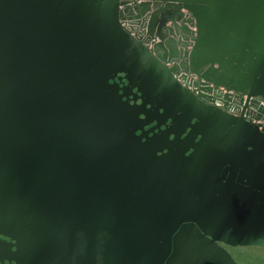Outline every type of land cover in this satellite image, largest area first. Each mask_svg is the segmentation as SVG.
Here are the masks:
<instances>
[{
    "label": "water",
    "instance_id": "water-1",
    "mask_svg": "<svg viewBox=\"0 0 264 264\" xmlns=\"http://www.w3.org/2000/svg\"><path fill=\"white\" fill-rule=\"evenodd\" d=\"M191 23L182 65L264 98V0H0V264H264V132L157 49Z\"/></svg>",
    "mask_w": 264,
    "mask_h": 264
},
{
    "label": "built area",
    "instance_id": "built-area-1",
    "mask_svg": "<svg viewBox=\"0 0 264 264\" xmlns=\"http://www.w3.org/2000/svg\"><path fill=\"white\" fill-rule=\"evenodd\" d=\"M185 18L190 20V14L183 9ZM121 25L129 29L132 35H138V29L132 28L127 20H121ZM189 43L187 46H180L182 50L181 59L169 60L166 62L168 67L175 68L173 71L174 79L181 87L201 96L206 102L220 108L223 112L242 117L250 124L255 125L259 130L264 131V98L249 92H239L234 89L216 85L198 74L190 71L182 65L188 59V55L193 47V38L196 35V26L191 23ZM159 37H154L147 42L148 48H153L154 43L159 42Z\"/></svg>",
    "mask_w": 264,
    "mask_h": 264
},
{
    "label": "flooded vegetation",
    "instance_id": "flooded-vegetation-1",
    "mask_svg": "<svg viewBox=\"0 0 264 264\" xmlns=\"http://www.w3.org/2000/svg\"><path fill=\"white\" fill-rule=\"evenodd\" d=\"M181 32L183 33L182 34V43H179V42H181L180 40L178 41V40H175V41H173L172 42V44L171 45H175V48H176V52H180V53H182V50H181V47L180 46H187L188 45V43H189V38H190V35H188L190 32H188V33H184V31H182L181 30ZM158 49V48H157ZM159 51V50H158ZM160 53V52H159ZM161 54V53H160ZM259 96V95H258ZM206 102V101H205ZM206 103H208V102H206ZM259 130V129H258ZM259 131H261V130H259ZM261 132H264V131H261ZM226 167H228V166H224L223 167V170H225V168ZM221 171V175H223V173H224V171ZM230 175H233L232 177H234L235 178V180L236 179H238V175H239V172L236 170V168H233V171H231V170H229V171H227V172H225V176H224V178H223V180H226L228 177H230ZM251 183H252V181L251 180H249ZM260 183H261V181H256L255 183H253V184H255V186H253V187H255L254 188V191L256 192V193H260V192H262V190H263V186H262V188L260 187ZM244 185V184H243ZM244 186H247V184H245Z\"/></svg>",
    "mask_w": 264,
    "mask_h": 264
},
{
    "label": "rangeland",
    "instance_id": "rangeland-1",
    "mask_svg": "<svg viewBox=\"0 0 264 264\" xmlns=\"http://www.w3.org/2000/svg\"><path fill=\"white\" fill-rule=\"evenodd\" d=\"M129 38H130V44L129 45H131V47H133V48H136V49H138V50H144V45H142L141 44V42H140V40L139 39H137L136 37H134V36H130V34H128L127 35ZM146 48V47H145ZM147 49V48H146ZM169 74V77H170V79H171V82L172 83H176L177 84V82H176V80L174 79V76H173V74H170V73H168ZM186 90V89H185ZM186 91H188V90H186ZM188 92H190V91H188ZM191 97H193L195 100H196V95L193 93V92H190V94H189ZM212 106V105H211ZM212 108L213 109H218V108H216L214 105L212 106ZM219 110H220V108H219Z\"/></svg>",
    "mask_w": 264,
    "mask_h": 264
},
{
    "label": "crops",
    "instance_id": "crops-1",
    "mask_svg": "<svg viewBox=\"0 0 264 264\" xmlns=\"http://www.w3.org/2000/svg\"><path fill=\"white\" fill-rule=\"evenodd\" d=\"M182 32L180 31V32H178V31H175V33H173L172 35H169L166 31H163V42H166V41H168L169 39H170V37H174L176 40H181V38H182ZM172 44V43H171ZM164 47V46H163ZM163 47H159L158 48V50H159V52L161 53V54H164L166 51L168 52V54H170L171 52L170 51H174V52H176V48H175V45L173 44V45H171V47H170V50H166V49H164Z\"/></svg>",
    "mask_w": 264,
    "mask_h": 264
}]
</instances>
